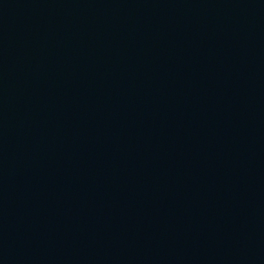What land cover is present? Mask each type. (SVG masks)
Segmentation results:
<instances>
[{
  "label": "water",
  "instance_id": "obj_1",
  "mask_svg": "<svg viewBox=\"0 0 264 264\" xmlns=\"http://www.w3.org/2000/svg\"><path fill=\"white\" fill-rule=\"evenodd\" d=\"M264 240V0H0V255Z\"/></svg>",
  "mask_w": 264,
  "mask_h": 264
}]
</instances>
